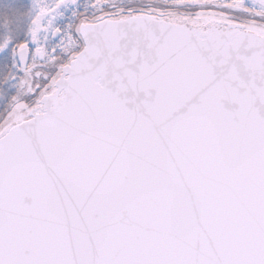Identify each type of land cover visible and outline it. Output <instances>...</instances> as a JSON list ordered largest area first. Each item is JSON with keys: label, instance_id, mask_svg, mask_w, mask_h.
<instances>
[{"label": "snow or ice", "instance_id": "1", "mask_svg": "<svg viewBox=\"0 0 264 264\" xmlns=\"http://www.w3.org/2000/svg\"><path fill=\"white\" fill-rule=\"evenodd\" d=\"M0 264H264V0H0Z\"/></svg>", "mask_w": 264, "mask_h": 264}]
</instances>
